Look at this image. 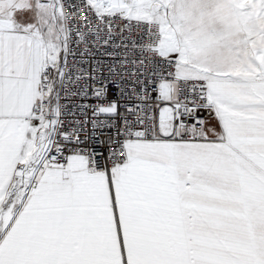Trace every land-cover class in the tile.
I'll use <instances>...</instances> for the list:
<instances>
[{
  "label": "snow or ice",
  "instance_id": "obj_1",
  "mask_svg": "<svg viewBox=\"0 0 264 264\" xmlns=\"http://www.w3.org/2000/svg\"><path fill=\"white\" fill-rule=\"evenodd\" d=\"M86 4L141 53L120 73L136 103L72 66L79 13L0 0V264H264V0ZM69 83L97 119L61 103Z\"/></svg>",
  "mask_w": 264,
  "mask_h": 264
},
{
  "label": "built area",
  "instance_id": "obj_2",
  "mask_svg": "<svg viewBox=\"0 0 264 264\" xmlns=\"http://www.w3.org/2000/svg\"><path fill=\"white\" fill-rule=\"evenodd\" d=\"M64 5L63 10L66 13H79L78 15H69L68 22L71 25V32L73 33L72 37V48L77 51V55L75 57H70V62H72V66L76 69L83 68L85 73L91 71L92 68L98 69V77L100 80L104 78H108L110 81L108 84V96L110 99H116L120 104H128V103H136L135 100V90L136 86L130 84L128 75L120 76V73H130L134 71L132 63L129 61H125L123 58L127 57H136L141 53L133 50L132 48H119L117 45L121 40V31L120 28L122 26V22L120 20H114V34L111 38H109L107 29L105 28L99 35H96L91 31L93 27H99L101 22L99 19L93 18V13L87 10L86 0H61ZM77 30L84 31L85 42L77 45L76 40L77 37L75 33ZM125 39V43L131 44L132 36H135V32L132 34L129 33L128 29H124L123 32ZM141 37L136 36V41L139 43ZM104 40H108L109 43L105 45L103 43ZM146 42H151V38H148ZM80 52H83L84 55L81 58L79 55ZM91 54V55H89ZM111 54V55H109ZM75 61H80L79 63H75ZM145 65L148 64V61H144ZM103 65V67H101ZM115 67V73L113 75H109L108 68L109 66ZM73 79V77H69V80ZM119 80L121 82V89L119 91L117 89V85L114 82ZM84 80H80L79 84H83ZM89 96L91 95V88L87 89ZM125 93H129L132 95V101H129L128 96ZM156 93H152L153 98ZM150 102H154L150 101ZM61 103L66 105L68 108H74L76 119L83 121L85 115H87L89 120L97 119L92 116L91 108L80 107L82 105L91 104L95 105L97 101L95 99H90L86 97H81L77 91V85L69 83L66 89V95L62 98ZM121 112H124V109H120ZM127 118L132 121L134 120V116L129 113H125ZM67 112H65V120L69 119ZM99 119H106L105 117H99ZM93 125L88 123L84 126V131L89 135L93 132ZM97 133V137L100 140L107 141L109 136H112L115 132V123L113 127H102L95 129ZM97 152H103L107 155L109 145L107 143L94 144L91 140L89 141ZM115 143L112 145L113 149H115Z\"/></svg>",
  "mask_w": 264,
  "mask_h": 264
},
{
  "label": "rangeland",
  "instance_id": "obj_3",
  "mask_svg": "<svg viewBox=\"0 0 264 264\" xmlns=\"http://www.w3.org/2000/svg\"><path fill=\"white\" fill-rule=\"evenodd\" d=\"M206 115V114H205Z\"/></svg>",
  "mask_w": 264,
  "mask_h": 264
}]
</instances>
